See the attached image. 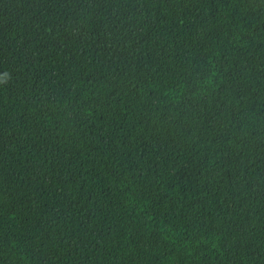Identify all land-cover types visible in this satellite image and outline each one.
Segmentation results:
<instances>
[{
	"label": "trees",
	"instance_id": "16d2710c",
	"mask_svg": "<svg viewBox=\"0 0 264 264\" xmlns=\"http://www.w3.org/2000/svg\"><path fill=\"white\" fill-rule=\"evenodd\" d=\"M0 264H264V0H0Z\"/></svg>",
	"mask_w": 264,
	"mask_h": 264
},
{
	"label": "clouds",
	"instance_id": "9594fccd",
	"mask_svg": "<svg viewBox=\"0 0 264 264\" xmlns=\"http://www.w3.org/2000/svg\"><path fill=\"white\" fill-rule=\"evenodd\" d=\"M11 79V74L5 71L2 75H0V84H5Z\"/></svg>",
	"mask_w": 264,
	"mask_h": 264
}]
</instances>
